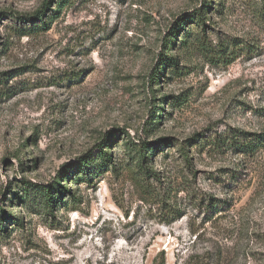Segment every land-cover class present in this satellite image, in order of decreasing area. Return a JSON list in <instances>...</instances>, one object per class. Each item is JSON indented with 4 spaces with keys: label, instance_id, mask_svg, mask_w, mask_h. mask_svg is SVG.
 <instances>
[{
    "label": "rangeland",
    "instance_id": "374dc122",
    "mask_svg": "<svg viewBox=\"0 0 264 264\" xmlns=\"http://www.w3.org/2000/svg\"><path fill=\"white\" fill-rule=\"evenodd\" d=\"M262 1L208 11L212 55L177 42V73L166 69L154 87L170 32L206 0H0V207L24 220L0 235V264H264V146L253 155L208 146L233 131L264 134ZM46 4L49 30L16 19ZM221 45L228 61L214 54ZM163 96L186 103L159 104L151 129L152 100ZM126 133L195 138L192 166L165 147L172 156L162 164L159 154L156 168L171 177L149 201L112 173L76 184L79 211L60 206L53 218L13 198L21 182L47 185L104 142L122 160Z\"/></svg>",
    "mask_w": 264,
    "mask_h": 264
},
{
    "label": "trees",
    "instance_id": "16d2710c",
    "mask_svg": "<svg viewBox=\"0 0 264 264\" xmlns=\"http://www.w3.org/2000/svg\"><path fill=\"white\" fill-rule=\"evenodd\" d=\"M206 0V5L200 9H196L192 14L182 17L179 24L176 25L170 32V37L164 43V51L160 55L161 58L156 65V68L152 72L150 79L155 85L160 86V79L164 76L165 70L177 73L179 69L178 59L170 56L169 52L176 47L178 42L180 50L187 52L188 54L197 53L198 51L204 53L206 56L212 55L214 52L211 46L207 44L206 32L208 28V11H222V7L225 0H214L209 2ZM216 7L212 8V5ZM262 8L260 15L264 17V0L262 1ZM49 5L46 4L41 11L32 16H17L16 19L25 21V23L35 24L38 30L47 31L51 27V21L45 22V13ZM188 22H190L188 24ZM42 24L43 26H41ZM185 25L195 26V28L189 32L184 28ZM183 33L178 39V34ZM226 47V48H225ZM218 56H223L224 60L230 59L231 53L225 45H221L219 51L214 53ZM228 61V60H227ZM160 88H156L154 92L160 91ZM170 99H173V105L175 107H181L185 105L186 101L181 97L168 98L163 96L161 99L155 98L152 100L153 108L149 111L150 123L152 128L156 127V124L162 116L157 115L158 109H163L159 104H167ZM158 104V105H157ZM163 107V106H162ZM127 139L122 141L121 147L123 150V159L117 161L113 152L109 151V146L104 142L100 146V150L97 154L80 159L73 167L68 170L58 172L57 177L49 184H34L31 182L23 181L21 186L23 187V197L18 194H13L14 199H19L24 205H30L32 202L40 203L46 216L53 218L56 208H63L68 212L79 211L82 204V198L78 196V188H74L76 184H82L84 182L91 183L94 179H99L106 173H112L117 177L126 176L130 181L134 183L137 190L141 194L142 201H149V199H156V188L154 185L165 186L171 177V173L165 170H158L156 168L155 158L159 154H163V163H166L171 158V153H165L166 149H176L179 157L182 159L183 164L190 169L192 166V158L189 155L187 145L193 146L195 138L189 139L187 142L179 145L170 138H163L158 141H148L139 137L138 139L131 138L126 133ZM205 144L202 146L204 147ZM212 150L222 149L224 146H228L230 149H236L238 153L246 155L254 154L258 151V148L264 146V134H250L235 131L230 134L218 138L214 143L208 144ZM163 147V148H162ZM158 198V197H157ZM65 199V200H64ZM164 200V198L162 199ZM161 200V201H162ZM13 225L18 229L24 227V220L21 217H14L12 214H5L0 207V235L7 234L6 225Z\"/></svg>",
    "mask_w": 264,
    "mask_h": 264
}]
</instances>
